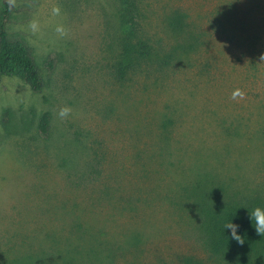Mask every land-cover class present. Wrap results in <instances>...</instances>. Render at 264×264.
<instances>
[{"label": "rangeland", "instance_id": "rangeland-1", "mask_svg": "<svg viewBox=\"0 0 264 264\" xmlns=\"http://www.w3.org/2000/svg\"><path fill=\"white\" fill-rule=\"evenodd\" d=\"M135 2L120 81L122 0H0L45 83L0 79V264H264L207 223L264 208V0Z\"/></svg>", "mask_w": 264, "mask_h": 264}, {"label": "trees", "instance_id": "trees-1", "mask_svg": "<svg viewBox=\"0 0 264 264\" xmlns=\"http://www.w3.org/2000/svg\"><path fill=\"white\" fill-rule=\"evenodd\" d=\"M124 9H122V23L124 26H130L127 31V37L124 42L121 58L115 66L116 76L123 81L127 72L131 70L137 61L145 56H149L148 46L145 44L134 45L131 40L135 30V18L129 14H134L137 10L135 0H122ZM179 22L181 19H177ZM56 59L51 57L46 66L52 69ZM19 78L34 92H41L45 86L40 69L35 63L31 49L20 38H11L5 27L0 26V79ZM3 125L7 134L12 133V119L9 110L3 115ZM51 116L45 113L39 122V132L44 137H48L50 130ZM263 206H250L241 208L236 205H228L210 211L207 215L208 230L210 233V246L213 252H219L229 246L252 248L254 255L264 256V235L257 234L254 228V221L251 222L249 214L256 208ZM237 227V233L242 236L244 243L241 244L231 237V229L226 225L231 222ZM253 223V225H252Z\"/></svg>", "mask_w": 264, "mask_h": 264}, {"label": "clouds", "instance_id": "clouds-1", "mask_svg": "<svg viewBox=\"0 0 264 264\" xmlns=\"http://www.w3.org/2000/svg\"><path fill=\"white\" fill-rule=\"evenodd\" d=\"M261 59H264V56H261ZM239 93H237L238 95ZM68 109H62L60 111L61 116L67 115ZM251 222L254 221V228L257 234L264 235V208L256 207L254 208L251 213L249 214ZM253 225V223H252ZM237 227L238 225H235L231 222H229L226 225L227 229H231V237L232 239L236 240L237 242L243 244L244 240L241 235L237 233Z\"/></svg>", "mask_w": 264, "mask_h": 264}]
</instances>
